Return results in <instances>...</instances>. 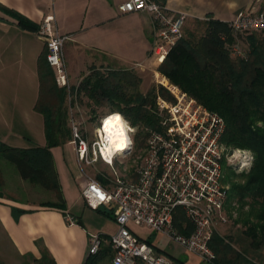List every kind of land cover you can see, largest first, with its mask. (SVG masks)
Masks as SVG:
<instances>
[{
  "label": "built area",
  "instance_id": "obj_1",
  "mask_svg": "<svg viewBox=\"0 0 264 264\" xmlns=\"http://www.w3.org/2000/svg\"><path fill=\"white\" fill-rule=\"evenodd\" d=\"M122 8L127 12L147 11L152 14L156 34L150 53V68L154 66L155 83L166 87L174 99L158 94V128H145L147 138L140 162L133 165V169L125 167L122 171L115 164L121 157L134 152V135L139 127L132 125L121 113L135 132L129 133L131 143L128 148L107 157L97 129L111 113L101 115L90 131L87 122L78 116L77 109L80 108L70 107L69 124L77 160L87 178L82 196L93 208L111 206L118 225L116 233L109 239L101 234L90 235L89 253H98L103 243L109 242L114 251L112 264H137L138 260L146 264H173L169 256L130 228L146 226L198 255L202 261L211 263L216 253L210 242L216 222L226 219L230 190L227 168L231 164V152L223 141L225 118L173 83L159 69L183 36L187 14L173 12L156 0H125ZM229 22L236 37L264 32V10L255 2ZM40 34L47 42V60L55 71L58 84L68 87L64 47L69 35L60 32L54 14L44 18ZM238 41L232 45L233 54L245 56L242 43ZM134 67L144 66L135 64ZM246 158L242 168L253 165V151L250 150ZM99 161L112 167L110 183H100L87 169ZM178 208L184 210L192 223L188 233L181 231L175 223ZM68 222L75 223L74 217L69 216Z\"/></svg>",
  "mask_w": 264,
  "mask_h": 264
},
{
  "label": "trees",
  "instance_id": "obj_2",
  "mask_svg": "<svg viewBox=\"0 0 264 264\" xmlns=\"http://www.w3.org/2000/svg\"><path fill=\"white\" fill-rule=\"evenodd\" d=\"M156 1L165 5L166 0ZM17 17L23 27L38 30L39 25L31 19L18 13ZM195 23L194 28H188L179 39L159 69L173 83L225 118L223 141L228 146L249 148L255 155L249 172L240 174V182L232 184L226 202V216L232 218L234 226L241 228L228 236L214 231L210 245L216 258L211 263L202 261L200 264H261L264 262V32L236 37L229 21L207 18L195 20ZM238 39L242 44L249 43L245 56L233 54L232 45L239 42ZM136 71L134 67L106 70L93 67L80 84L71 86L69 91L68 87L58 84L47 52L41 55V90L36 108L45 117L47 144L19 147L0 140V159L6 157L13 162L22 178L53 191L57 198L47 205L65 209L66 198L52 148L72 138L66 106L69 92L88 96L93 112L107 106V114L122 113L132 125L138 126L134 151L140 152L146 143L145 128H158V94L170 100L174 97L163 85L151 84L143 92L144 79ZM234 203L239 207H232ZM233 211L237 217H233ZM175 223L181 231H191L192 223L182 208L177 210ZM130 228L145 239L133 226ZM155 235L145 240L152 243ZM113 256L111 244L104 242L98 253L88 254L84 264H100ZM31 258L35 264H57L46 250L40 258ZM170 258L173 264H188L184 258ZM22 264L30 263L24 261ZM137 264L146 263L138 260Z\"/></svg>",
  "mask_w": 264,
  "mask_h": 264
},
{
  "label": "crops",
  "instance_id": "obj_3",
  "mask_svg": "<svg viewBox=\"0 0 264 264\" xmlns=\"http://www.w3.org/2000/svg\"><path fill=\"white\" fill-rule=\"evenodd\" d=\"M124 2L0 0V140L19 147L47 144L45 117L36 104L41 90L39 59L48 52L40 27L49 14L55 15L60 32L69 35L64 47L69 91L71 86H78L93 67L125 68L142 64V70L150 68L156 34L153 16L147 11L127 12L122 8ZM255 2L264 10V0H166L165 5L173 12L187 14L186 28L190 23L195 26V20L207 18L230 21ZM17 13L37 23L38 30L20 25ZM74 94L76 97L68 102L69 110L72 105L91 108L88 96L84 101L77 92ZM68 142L70 140L61 146ZM75 158H65L72 176L63 178L58 169L67 203L65 209L47 205L50 200L30 201L0 195V255L7 260L6 264H22L30 257L40 258L44 250L57 264H84L92 232L86 225L87 202L81 196L87 178L83 171L81 174L75 169L79 165L76 153ZM73 162L77 166L72 165ZM96 209L104 215L111 213L108 216L115 224L114 231L103 229L101 234L115 233L118 225L113 208L103 205ZM69 216L74 217L75 223L68 222ZM155 233L152 243L167 256L184 258L188 264L202 262L198 255L182 246L183 252H172V241ZM167 243L169 248L164 245Z\"/></svg>",
  "mask_w": 264,
  "mask_h": 264
},
{
  "label": "rangeland",
  "instance_id": "obj_4",
  "mask_svg": "<svg viewBox=\"0 0 264 264\" xmlns=\"http://www.w3.org/2000/svg\"><path fill=\"white\" fill-rule=\"evenodd\" d=\"M188 28H194L193 23L186 25L183 36L186 34ZM248 45H249L248 42L242 44V49L245 51V53L248 52V48H249ZM111 67H115V66L112 65ZM104 69L106 70L107 68ZM153 69L154 66L151 68H147L146 70H142L141 68L138 67L135 68V70H137L136 72L144 79L143 84L141 86V90L143 92H146L147 89L151 86V84L157 85V83H155L154 81ZM75 97L76 95L74 93L68 95L67 107H68V102L72 101ZM79 98H83L84 101L88 100L85 94H79ZM108 110L109 107L107 106H101L97 108L95 112H93L92 108L90 107L88 108L80 107L79 110L77 109V111L79 112L78 113L79 118H81L84 122H87L86 126L90 131L93 129L95 121H97L101 115L108 112ZM228 147L230 149L229 153L231 152V156L229 157L231 164H229L228 166L229 168L227 170V183L230 185L231 188L234 182L239 181L238 176L240 174L249 172L251 166L249 168H242V162L247 159L246 156L250 153L251 149L238 147V146H228ZM54 149H55V161L56 164L58 165L59 171L60 170L62 171L63 178H66V176L68 175L72 176L71 171L66 164L65 158L66 157L69 158L73 156V158L76 159L73 136L70 139V142H68L66 145L64 146L58 145L55 146ZM142 152L143 149H141L140 152L134 151L132 154H128L126 157H121L119 160H117L115 164L116 168L120 169L121 171L125 170L123 169L125 167H127L128 169H133V165L137 164V162L138 163L140 162L141 160L140 155L142 154ZM73 164L74 166H77L76 162H73L72 165ZM75 169L77 170V172L80 173L82 172V169L80 168L79 165L78 167H75ZM87 169L91 172L93 176H95L98 179L100 183L107 184L111 182L110 181V177H112L111 166L99 161L93 165L88 166ZM100 176L102 179L100 178ZM64 186L67 187L66 184ZM0 192L2 193V195H6L8 197H13L15 199L30 200V201L56 200L57 198L56 194L53 191L45 189L39 184L31 183L28 180L22 178L18 172L16 165L10 160H8L6 157H2L0 159ZM81 196H82V192H81ZM85 206H87L86 225L89 228V230L92 232L91 235H100L101 234L100 231H102L103 229H106L107 231L110 230L114 231L115 224L110 216L104 215L101 211L91 207L88 203H86ZM232 207L238 208L239 206L236 203H234L232 204ZM233 217H237V213L235 211H233ZM231 219L232 218H230L227 215L225 220L216 222L215 231L224 236H228L229 234L232 233L236 234L238 232V228L241 227L234 226ZM133 227L135 231L145 239H148L150 238L151 235L156 234L155 231H153L152 229L146 226H133ZM171 244L172 247L170 249L172 252H179V253L183 252V249L180 247L181 245L178 246L177 243L174 242H171ZM164 245H166V247L169 246L168 243ZM25 261H29L30 264H35L31 257ZM0 262H3L5 264L8 263L7 260H4L1 255H0ZM100 264H112V259L111 258L104 259L103 261L100 262ZM261 264H264V262L262 261Z\"/></svg>",
  "mask_w": 264,
  "mask_h": 264
},
{
  "label": "clouds",
  "instance_id": "obj_5",
  "mask_svg": "<svg viewBox=\"0 0 264 264\" xmlns=\"http://www.w3.org/2000/svg\"><path fill=\"white\" fill-rule=\"evenodd\" d=\"M101 136L104 155L111 157L125 149L130 143L129 133L135 132L122 114L111 113L102 120V127L97 129Z\"/></svg>",
  "mask_w": 264,
  "mask_h": 264
},
{
  "label": "bare ground",
  "instance_id": "obj_6",
  "mask_svg": "<svg viewBox=\"0 0 264 264\" xmlns=\"http://www.w3.org/2000/svg\"><path fill=\"white\" fill-rule=\"evenodd\" d=\"M126 148H128V146H127ZM126 148H125V149H126ZM125 149H123V150H121V151H124Z\"/></svg>",
  "mask_w": 264,
  "mask_h": 264
}]
</instances>
